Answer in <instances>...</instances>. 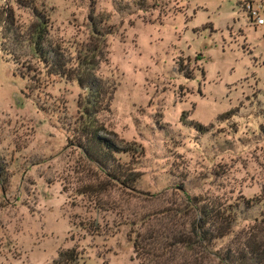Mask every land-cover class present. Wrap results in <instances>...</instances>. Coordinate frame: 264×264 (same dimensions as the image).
Returning a JSON list of instances; mask_svg holds the SVG:
<instances>
[{"label": "rangeland", "instance_id": "obj_1", "mask_svg": "<svg viewBox=\"0 0 264 264\" xmlns=\"http://www.w3.org/2000/svg\"><path fill=\"white\" fill-rule=\"evenodd\" d=\"M39 2L70 78L33 52L32 12L0 0L16 25L0 30V264L69 250L76 264H136L130 230L184 195L234 210L231 234L264 218V0ZM88 123L120 150L104 166L78 147Z\"/></svg>", "mask_w": 264, "mask_h": 264}, {"label": "trees", "instance_id": "obj_2", "mask_svg": "<svg viewBox=\"0 0 264 264\" xmlns=\"http://www.w3.org/2000/svg\"><path fill=\"white\" fill-rule=\"evenodd\" d=\"M15 2L20 8L30 10L35 17L28 27V35L33 37V52L45 64L47 74L69 77V71L54 59L56 52L47 48L48 18L43 4L39 2L38 5L35 0ZM15 26L11 7L7 4L1 6L0 30L9 32L16 29ZM45 43L47 46H44ZM49 54L52 55L51 59ZM82 58L81 63L85 69H81L73 79L80 88L87 89L88 98L83 107V113L87 116L90 104L96 101L93 98L96 85L91 75L92 63L89 57L84 54ZM88 126L93 128L92 124L88 123ZM83 140L84 145H78L83 155L100 166L112 161L113 154L120 151L112 142L99 136L95 128L85 132ZM122 151L128 152L129 148ZM110 176L128 188L130 179H119L114 174ZM257 201L264 204V187ZM175 204L177 206H169L146 216L141 222L140 231L130 230L133 235V260L136 264H264V218L255 219L249 226L231 234L236 213L216 199L184 195L183 201ZM149 219H154L153 223ZM230 234L224 246L215 247V241ZM76 259L73 250H69L59 253L54 264H76Z\"/></svg>", "mask_w": 264, "mask_h": 264}, {"label": "built area", "instance_id": "obj_3", "mask_svg": "<svg viewBox=\"0 0 264 264\" xmlns=\"http://www.w3.org/2000/svg\"><path fill=\"white\" fill-rule=\"evenodd\" d=\"M259 8H260L259 6L252 8L249 4L246 5L248 18L251 19V21H254L255 25H262L263 24V20L258 16V9Z\"/></svg>", "mask_w": 264, "mask_h": 264}, {"label": "crops", "instance_id": "obj_4", "mask_svg": "<svg viewBox=\"0 0 264 264\" xmlns=\"http://www.w3.org/2000/svg\"><path fill=\"white\" fill-rule=\"evenodd\" d=\"M263 25V24H262Z\"/></svg>", "mask_w": 264, "mask_h": 264}]
</instances>
